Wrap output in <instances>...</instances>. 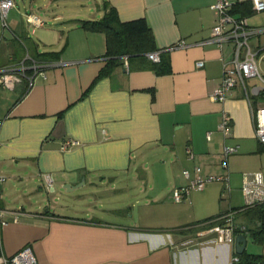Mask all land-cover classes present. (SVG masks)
<instances>
[{"label": "crops", "instance_id": "0c3cea01", "mask_svg": "<svg viewBox=\"0 0 264 264\" xmlns=\"http://www.w3.org/2000/svg\"><path fill=\"white\" fill-rule=\"evenodd\" d=\"M14 2L7 27L0 26V67L29 65L42 54L53 65L31 82L0 88V209L7 222L0 264L27 246L37 264H232L234 247L217 218L237 206L230 196L223 200L222 184L207 183L183 202L171 195L197 166L205 175L227 174L264 152L250 108L260 105L258 98L251 95L249 105L238 86L224 102L210 98L232 47L204 43L215 23V0ZM231 2L233 9L250 0ZM106 7L121 22H147L168 72L133 69L134 62L121 58L98 76L109 59L106 35L80 28L79 20H98ZM27 14L44 25L32 33ZM245 16L251 26H264L254 20L257 13ZM180 40L186 46L172 48ZM250 43L260 70L264 34ZM246 82L259 84L257 78ZM225 113L231 134L224 139L218 125ZM68 140L77 143L63 149ZM225 146L237 147L226 169ZM235 220L248 228V253L247 238L256 240L261 222L244 214Z\"/></svg>", "mask_w": 264, "mask_h": 264}, {"label": "built area", "instance_id": "2783aa9c", "mask_svg": "<svg viewBox=\"0 0 264 264\" xmlns=\"http://www.w3.org/2000/svg\"><path fill=\"white\" fill-rule=\"evenodd\" d=\"M251 9L254 13L264 12V0H250ZM233 3L231 0H215L211 5L214 10L216 19L211 29L210 36L204 43H212L218 47H222L227 43H231L232 47L228 59L223 60L222 76L220 84L211 92L210 98L215 102H224L227 95L235 87H240L244 92L246 99L249 102L251 95L258 98L260 105L254 110L251 106V115L253 118V128L255 138L264 146V75L261 74L256 53L253 51L250 40L264 34V26H251L248 17H236L231 12ZM15 7L14 0H0V26L7 27L9 11ZM26 21L32 24L34 30L44 25L43 20L34 14H27ZM184 40L176 42L172 48L185 47ZM161 51L149 53L147 56L153 62L160 61ZM27 59H31L27 56ZM51 62H39L31 60L29 65L24 61L16 65L0 67V88L10 91L15 85L22 80L31 82L33 76L39 73L42 69L52 66ZM196 66L201 68L203 61H197ZM30 73V74H29ZM257 78L259 84L253 85L250 88L247 86V80ZM231 118L228 114H224L221 122L218 125V131L225 139L231 134ZM209 137V135H208ZM77 142L68 140L63 144V149L75 145ZM237 152L236 146H225L221 157L223 158V168L226 169V159L229 155ZM190 156L192 153L188 150ZM183 176L189 178L190 174L187 170H183ZM46 182L51 185L52 177L45 176ZM220 182L223 186V191L230 192V180L227 174L211 176L203 174L201 167H195L193 176L185 186L173 189L172 199L175 202H183L188 200L189 194L192 191L202 190L207 183ZM244 204L247 207H252L260 203H264V177L260 171L245 173L240 187ZM236 211L229 209L217 218L218 221H223V231L225 241L234 247L235 237L239 234H245L248 228L236 223ZM7 224L5 220V212L0 209V234L1 229ZM235 252V247H234ZM239 258L234 253L231 258V263L238 262ZM5 264H37V258L30 246L24 247L11 257L5 260Z\"/></svg>", "mask_w": 264, "mask_h": 264}, {"label": "trees", "instance_id": "16d2710c", "mask_svg": "<svg viewBox=\"0 0 264 264\" xmlns=\"http://www.w3.org/2000/svg\"><path fill=\"white\" fill-rule=\"evenodd\" d=\"M246 6L245 8H243ZM240 11L242 16L251 13V1L248 5L236 4L231 12ZM247 17V16H246ZM80 28L90 31H101L106 35V52L105 55L109 58L107 66L104 67L99 77L109 73L110 65L118 62L121 58H126L130 63H135L133 69H152L157 73L168 72V62L162 58L160 61L153 62L148 58V54L161 51L156 49L151 28L144 19L133 20L129 22H121L117 12L112 7H106L103 16L98 20H79ZM35 61L50 62L42 55L34 57ZM237 214H244L250 218L254 217L261 222V226L257 231L256 241L262 242L264 234V203L257 204L252 207L242 205L234 207ZM223 214V213H221ZM220 214V215H221ZM219 215V216H220ZM223 225V221H219ZM239 260L233 264H264V254H248L245 251L241 254L235 252Z\"/></svg>", "mask_w": 264, "mask_h": 264}, {"label": "rangeland", "instance_id": "374dc122", "mask_svg": "<svg viewBox=\"0 0 264 264\" xmlns=\"http://www.w3.org/2000/svg\"><path fill=\"white\" fill-rule=\"evenodd\" d=\"M85 20H89V18H84ZM254 20L264 21V12L257 13V17ZM264 69V63L260 64V71ZM230 175V192L227 193L222 191V198L225 202L231 197V204L237 207H241L244 204L243 196L241 194V176L242 173H252L256 171H260L264 174V152L261 154H250L244 160L237 163L234 167L230 166V170H227ZM223 174L225 171L222 172ZM227 173V172H226ZM221 174V173H220ZM222 186V185H221ZM223 187V186H222ZM230 196V197H229ZM130 198V197H129ZM132 198V197H131ZM134 198V197H133ZM127 201H130L128 199ZM79 207L84 209L87 207V203L83 201V203H79ZM130 212V209H128ZM252 227L251 225H249ZM247 252L250 254H263L264 253V241L259 242L256 241L253 237L247 238Z\"/></svg>", "mask_w": 264, "mask_h": 264}, {"label": "water", "instance_id": "95a60500", "mask_svg": "<svg viewBox=\"0 0 264 264\" xmlns=\"http://www.w3.org/2000/svg\"><path fill=\"white\" fill-rule=\"evenodd\" d=\"M67 187V186H66ZM246 246V238L243 234H239L235 237V252L241 254L244 252Z\"/></svg>", "mask_w": 264, "mask_h": 264}]
</instances>
